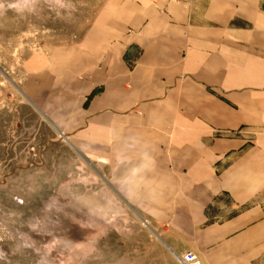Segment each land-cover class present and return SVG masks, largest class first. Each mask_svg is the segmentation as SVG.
<instances>
[{
    "label": "crops",
    "instance_id": "0c3cea01",
    "mask_svg": "<svg viewBox=\"0 0 264 264\" xmlns=\"http://www.w3.org/2000/svg\"><path fill=\"white\" fill-rule=\"evenodd\" d=\"M23 89L175 252L264 264V0H105Z\"/></svg>",
    "mask_w": 264,
    "mask_h": 264
},
{
    "label": "rangeland",
    "instance_id": "374dc122",
    "mask_svg": "<svg viewBox=\"0 0 264 264\" xmlns=\"http://www.w3.org/2000/svg\"><path fill=\"white\" fill-rule=\"evenodd\" d=\"M104 1L0 0V264H182L24 95L33 58L79 40Z\"/></svg>",
    "mask_w": 264,
    "mask_h": 264
},
{
    "label": "bare ground",
    "instance_id": "6f19581e",
    "mask_svg": "<svg viewBox=\"0 0 264 264\" xmlns=\"http://www.w3.org/2000/svg\"><path fill=\"white\" fill-rule=\"evenodd\" d=\"M59 133L62 134L61 132H59ZM187 253H189L192 256H196L197 259L199 260V263L203 264V262L201 261L200 257L198 256V254H196L195 252H192V251H186V252H184V253L179 255V258H180V261L182 262V264H187L185 259H184V255H186Z\"/></svg>",
    "mask_w": 264,
    "mask_h": 264
},
{
    "label": "built area",
    "instance_id": "2783aa9c",
    "mask_svg": "<svg viewBox=\"0 0 264 264\" xmlns=\"http://www.w3.org/2000/svg\"><path fill=\"white\" fill-rule=\"evenodd\" d=\"M184 259L187 264H200L196 256H192L189 253L184 255Z\"/></svg>",
    "mask_w": 264,
    "mask_h": 264
}]
</instances>
